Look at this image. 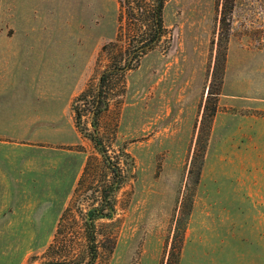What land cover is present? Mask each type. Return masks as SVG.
Instances as JSON below:
<instances>
[{
    "label": "rangeland",
    "instance_id": "374dc122",
    "mask_svg": "<svg viewBox=\"0 0 264 264\" xmlns=\"http://www.w3.org/2000/svg\"><path fill=\"white\" fill-rule=\"evenodd\" d=\"M222 1L165 0L142 51L119 0H0V113L24 105L0 115V264L90 261L112 172L72 103L106 74L82 124L122 178L93 264H264V0H235L224 28Z\"/></svg>",
    "mask_w": 264,
    "mask_h": 264
},
{
    "label": "trees",
    "instance_id": "16d2710c",
    "mask_svg": "<svg viewBox=\"0 0 264 264\" xmlns=\"http://www.w3.org/2000/svg\"><path fill=\"white\" fill-rule=\"evenodd\" d=\"M119 2L122 4L124 10L127 13V18L129 19L130 24H134L135 29H131V34L133 33V38L137 36H143L142 45L138 49H142V51L148 47H150L152 44L156 43L158 41L161 31L163 29V8L165 4V0H119ZM235 0H223L222 1V28H224L228 24V19L230 18V13L233 10ZM145 20L147 23L150 21L151 28L148 30L144 29L145 26ZM148 34V38L146 37ZM129 66V65H128ZM127 68L126 66H120L116 68V71H124ZM107 79L108 74L104 75L102 77V82L100 86V90L95 93L92 102L90 99H88L87 92L84 91L79 96H77L72 103V107L74 111L76 112V118H77V124L79 126V129L81 132L88 138H90L98 151L102 154L104 157L105 163L110 167L112 176L111 179L108 181L104 189L101 191L102 194L99 197V201L97 203H94L92 207H90L87 210L86 213V222L88 223L90 227V231L87 234V239L90 244V252H91V258L90 261H88L85 264H93L96 255H97V233L95 231V222L98 219L102 218H112L114 211H115V205L112 201V193L116 190V188L121 183L120 178H122V174L119 171V163L115 162L112 163L110 155L103 145L102 138H99L97 135L98 131V123L95 122L96 118L101 114V112L105 109V106H107V99H106V93H107ZM213 91L212 88L209 90V98L207 100V104L205 107V114L203 117V125L207 119V116H212L215 111V105L211 104V98ZM93 104V107L95 108V115H94V121L92 122V126L95 129V131H91L90 128L87 125L82 124V117L85 115V112L91 108V104ZM202 140L199 137L197 144L201 145ZM204 156V147H202V152L199 153L198 150L195 152L194 160H201ZM178 253L172 252L171 256L167 262V264H178ZM43 264H60V262H46ZM80 264V263H75Z\"/></svg>",
    "mask_w": 264,
    "mask_h": 264
},
{
    "label": "crops",
    "instance_id": "0c3cea01",
    "mask_svg": "<svg viewBox=\"0 0 264 264\" xmlns=\"http://www.w3.org/2000/svg\"><path fill=\"white\" fill-rule=\"evenodd\" d=\"M24 101H25V99H23V102ZM7 107H10V106H7ZM23 107H24L23 103L22 104H19V105H16V106H14V108L13 107L12 108H8L7 111H4L6 113L1 112L0 115L4 116V115H7L8 114V116H9L8 118L14 117L18 113H19L18 115H23V113H22V112H24V108ZM9 111H11V112L15 111V113H11V112L8 113ZM10 119H15V118H10Z\"/></svg>",
    "mask_w": 264,
    "mask_h": 264
}]
</instances>
